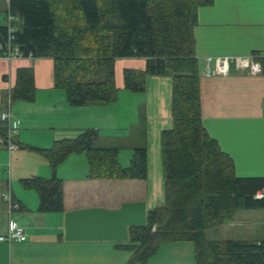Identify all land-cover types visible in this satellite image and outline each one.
<instances>
[{"label":"crops","instance_id":"crops-1","mask_svg":"<svg viewBox=\"0 0 264 264\" xmlns=\"http://www.w3.org/2000/svg\"><path fill=\"white\" fill-rule=\"evenodd\" d=\"M8 7L9 0H0V24L5 23ZM194 33L203 124L233 157L238 176L264 177V71L205 72L207 57L264 54V0H214L200 6ZM20 67H33L36 91L33 101L10 105L17 146L9 148L0 140V234L8 231L11 221L23 227L25 239L0 242V264H126L131 252L116 245L128 243L129 228L145 224L149 210L165 201L161 132L173 126L172 76L150 75L146 91L132 93L125 88L123 70L143 69L146 60L121 58L115 64L117 98L74 107L55 87L51 58L9 62L0 57V113L9 109V92ZM142 103L145 115L140 113ZM87 129L98 131L96 146L118 147L124 166L135 148L146 147L147 177L89 178L86 154L74 153L56 169L63 178L64 210L40 211L37 191L18 181L54 173L46 157L25 145L47 148ZM9 190L21 209L11 211L3 199L2 193ZM210 233L222 239L261 241L264 208L241 209ZM148 264H195L194 244L162 243Z\"/></svg>","mask_w":264,"mask_h":264},{"label":"trees","instance_id":"trees-1","mask_svg":"<svg viewBox=\"0 0 264 264\" xmlns=\"http://www.w3.org/2000/svg\"><path fill=\"white\" fill-rule=\"evenodd\" d=\"M213 2L9 0L5 23L0 24V57L10 47L17 48L21 55L17 59L51 58L55 87L65 92L74 107L117 98L115 64L121 58L146 60L143 69L123 70L125 88L132 93H144L150 75L172 76L173 126L161 132L165 201L149 210L145 224L129 228L128 243L116 245L131 252L126 264H148L162 243L187 241L194 244L195 264H264V239L208 237L209 230L232 221L237 211L264 208V197H257L264 177L238 176L233 157L202 120L194 28L199 7ZM261 61L264 69V57ZM35 91L33 67L18 68L9 107L16 101H33ZM11 128L0 113V140L6 146L17 145L18 129L13 134ZM98 137L97 130L87 129L75 137L57 139L47 148L25 145L46 157L54 173L49 178L20 180L24 188L37 191L40 211L64 210L63 178L56 169L74 153L86 154L89 178L147 177L146 147L135 148L124 166L119 148L96 146ZM6 192L15 201L12 192Z\"/></svg>","mask_w":264,"mask_h":264},{"label":"built area","instance_id":"built-area-1","mask_svg":"<svg viewBox=\"0 0 264 264\" xmlns=\"http://www.w3.org/2000/svg\"><path fill=\"white\" fill-rule=\"evenodd\" d=\"M17 48L12 50L9 47V52L4 56L8 61H13L17 58H20ZM264 57V54L252 53L248 56H238V55H225V56H215L207 57V75H229L233 70L235 71H247L251 75H259L263 73V64L261 58ZM214 62L213 66L211 62ZM263 115H264V103H263ZM2 119L11 121V112L9 109L1 113ZM11 131L13 134L17 133L16 128L12 127ZM17 145L13 142L9 143V148H14ZM257 197H264V187L259 190ZM3 198L9 203L10 209L15 210L19 208V204L13 200L10 192L3 193ZM25 239L23 227L17 225L10 221L8 231L5 234H0V242L11 243L12 241H23Z\"/></svg>","mask_w":264,"mask_h":264},{"label":"rangeland","instance_id":"rangeland-1","mask_svg":"<svg viewBox=\"0 0 264 264\" xmlns=\"http://www.w3.org/2000/svg\"><path fill=\"white\" fill-rule=\"evenodd\" d=\"M215 57V56H214ZM213 64H214V62L212 61L211 62V65L213 66ZM139 113V112H138ZM140 113L142 114V115H145V114H147L146 113V111H144V107H143V103L141 104V106H140ZM139 113V114H140ZM144 124L147 126V122H144ZM152 138H153V134H152ZM19 182V184L23 187V185L20 183V181H18ZM15 186H16V184H15ZM16 188V187H15ZM24 188V187H23ZM17 190V189H16ZM216 234L217 233H210L209 235H208V237L209 238H216L217 236H216ZM192 243V242H191Z\"/></svg>","mask_w":264,"mask_h":264}]
</instances>
